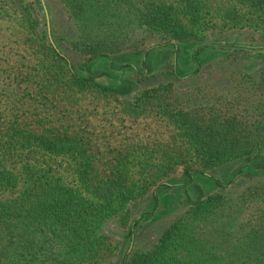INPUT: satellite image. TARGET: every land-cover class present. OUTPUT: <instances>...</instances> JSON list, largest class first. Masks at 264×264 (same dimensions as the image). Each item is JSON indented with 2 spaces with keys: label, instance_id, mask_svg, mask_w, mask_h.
Instances as JSON below:
<instances>
[{
  "label": "trees",
  "instance_id": "1",
  "mask_svg": "<svg viewBox=\"0 0 264 264\" xmlns=\"http://www.w3.org/2000/svg\"><path fill=\"white\" fill-rule=\"evenodd\" d=\"M3 1L5 10L14 9L23 17L32 29L28 38L49 61L42 72L45 86L67 95L130 93L133 83L155 74L150 55L158 48L169 51L167 72L180 79L179 43L202 38L190 25L199 22L207 6L206 0H60L70 24L53 36L54 46L43 11L41 17L32 12L41 8L40 0ZM241 8L256 12L264 28V0H233L222 15L237 21ZM57 46L84 55L79 65L84 72L69 64ZM228 47L196 45L190 55L193 72L200 68L205 49ZM126 49L141 52V70L129 62L115 65L116 56ZM256 50L262 63L241 73L250 91L243 113L216 109L214 102L207 108H186L174 80L143 87L135 99L122 100L126 112H158L173 132L169 141L120 148L105 175L99 173L80 134L54 125L27 127L18 118L1 120L0 264L101 263L110 251L103 223L126 215L131 201L150 186L161 182L168 187L162 180L174 175L177 167L188 183L200 174L221 188L243 186L230 199L221 193L203 195L199 188L200 195L188 202L185 214L169 222L151 246L128 248L119 264H264V48ZM245 54L236 50L230 57L244 59ZM98 56L106 57L113 70L131 68L138 80L128 76L121 85L99 82L87 66ZM229 164L235 174L223 181L214 170ZM70 167L73 182L63 174ZM255 174L260 177L253 178ZM150 195L152 205L140 216L151 214L157 203L156 191ZM137 225L134 219L127 227L129 242H134Z\"/></svg>",
  "mask_w": 264,
  "mask_h": 264
},
{
  "label": "rangeland",
  "instance_id": "2",
  "mask_svg": "<svg viewBox=\"0 0 264 264\" xmlns=\"http://www.w3.org/2000/svg\"><path fill=\"white\" fill-rule=\"evenodd\" d=\"M2 2L4 1L0 0V121L18 118L27 127L42 129L54 125L70 133L80 134L91 148L102 175L110 171L111 163L116 160L120 148L135 143L151 144L171 139L172 125L158 112L146 110L135 115L122 108V100L135 99L141 94L143 87L174 80L175 91L180 94L186 108H207L213 102L216 109L228 108L238 113H243L248 108L247 97L250 91L241 73L251 72L262 63L257 55L260 51L256 49L264 48V28L258 24L256 12L249 8H241L242 17L237 21L224 17L222 9L233 3V0H206L207 6L201 19L195 25H190L194 34L201 35L202 38L179 43L176 59L180 76L178 80L167 72L170 58L169 51L165 48H158L151 53L150 66L155 74L141 80H138L137 74L129 67L111 69L110 62L104 56L88 60L89 70L103 84L121 85L128 76L138 80L133 83L135 87L130 93L115 96L96 91H83L75 95L54 94L49 91L45 86V74L42 73L49 61L28 38V32H32V29L26 26L23 17L14 9L5 10L6 5H2ZM40 3L41 8L33 9L32 12L38 11L41 17L43 11L47 31V20L49 23V39L56 46L53 36L65 32L70 24L66 11L60 0H44L48 15L46 17L41 0ZM30 18H34L31 13ZM41 24L40 19L38 27ZM210 44L229 47L205 49L199 56L200 68L196 73L193 72L190 55L194 47ZM234 46L247 49H236ZM57 49L78 72H84L79 68L84 55L75 50L70 51V48L62 51L57 46ZM236 50L245 52L247 57L232 59L231 55ZM122 53L116 56L115 65L129 62L137 71L143 68L140 51L126 49ZM62 162L64 165L67 163L64 159ZM176 170L174 175L162 180H167L168 187L160 186L161 182L150 186L131 201L126 215L122 218L110 217L103 223L110 251L105 253L99 264H119L128 248L151 246L169 222L176 216L185 214L188 202L196 200L200 195L199 188L203 195L221 193L230 199L243 186L230 184L221 188L211 178L200 174L195 175L193 182L188 183L180 172V167ZM63 174L66 179L74 181L71 167ZM214 174L226 181L235 174V167L232 164L220 166L214 170ZM255 175V179L260 177ZM152 189L158 194L157 203L151 214L140 216L142 211L148 210L152 205ZM134 219L138 221L137 235L134 242H129L127 227Z\"/></svg>",
  "mask_w": 264,
  "mask_h": 264
},
{
  "label": "water",
  "instance_id": "3",
  "mask_svg": "<svg viewBox=\"0 0 264 264\" xmlns=\"http://www.w3.org/2000/svg\"><path fill=\"white\" fill-rule=\"evenodd\" d=\"M41 1H42L43 5H44L45 11H46V7H45V4H44V0H41ZM46 17H48L47 11H46ZM47 24H48V32H49V23H48V20H47Z\"/></svg>",
  "mask_w": 264,
  "mask_h": 264
}]
</instances>
